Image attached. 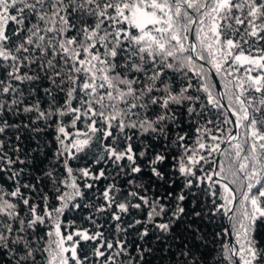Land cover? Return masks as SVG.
Masks as SVG:
<instances>
[{
  "label": "snow or ice",
  "instance_id": "1",
  "mask_svg": "<svg viewBox=\"0 0 264 264\" xmlns=\"http://www.w3.org/2000/svg\"><path fill=\"white\" fill-rule=\"evenodd\" d=\"M0 264H264V0H0Z\"/></svg>",
  "mask_w": 264,
  "mask_h": 264
}]
</instances>
